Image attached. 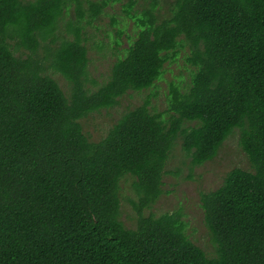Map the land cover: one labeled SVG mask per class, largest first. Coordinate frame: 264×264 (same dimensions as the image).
Masks as SVG:
<instances>
[{
  "label": "trees",
  "instance_id": "trees-1",
  "mask_svg": "<svg viewBox=\"0 0 264 264\" xmlns=\"http://www.w3.org/2000/svg\"><path fill=\"white\" fill-rule=\"evenodd\" d=\"M109 5L0 0V264H264V0H174L167 17L160 0L140 13L130 1L124 11L136 37L94 90L84 31ZM71 9L76 19L60 40ZM185 49L191 82L169 84L168 118L148 99L101 140L85 134L83 119L155 88ZM51 73L66 80L68 95ZM236 129L253 171L235 168L201 193L216 248L209 257L187 235L181 209L145 212L163 194L178 140L199 167ZM127 176L134 228L121 220Z\"/></svg>",
  "mask_w": 264,
  "mask_h": 264
},
{
  "label": "rangeland",
  "instance_id": "rangeland-1",
  "mask_svg": "<svg viewBox=\"0 0 264 264\" xmlns=\"http://www.w3.org/2000/svg\"><path fill=\"white\" fill-rule=\"evenodd\" d=\"M102 1V0H93ZM110 5L92 25H87L85 32L86 46L90 58L89 86L94 90L108 81L111 69L117 57L128 48L131 40L136 37L133 21L125 13V6L130 1L137 3L133 13L142 12L147 1L151 0H108ZM174 0H160V16L169 15L170 5ZM76 19V12L71 9L66 12L60 22L59 37L66 38V24ZM119 30L123 33L118 36ZM119 38L117 46L115 40ZM40 55H44L43 47ZM19 54V53H18ZM187 50L181 51L177 60L165 66V73L156 83V87L142 92L130 91L119 100L114 108L102 110L91 114L81 121L85 134L92 141L104 138L113 125L128 110L142 105L150 100V109L153 113L166 114V95L171 82H177L184 86L191 82L192 68L185 62ZM61 88L68 95L69 89L66 80L59 74L51 73ZM195 123H187L186 126H194ZM235 168L253 171L252 165L240 145V130L236 129L225 141L218 156L203 166L193 167L190 158L182 149L181 140H178L170 154L164 175L163 194L146 215L160 216L182 210L183 220L187 224L186 233L190 239L202 248L209 257H215L216 248L211 235L205 225L204 211L201 208L200 195L203 192L215 191L222 186L228 173ZM134 179L130 176L121 182V220L126 227L134 228L137 222V214L128 202L135 199L132 190Z\"/></svg>",
  "mask_w": 264,
  "mask_h": 264
}]
</instances>
